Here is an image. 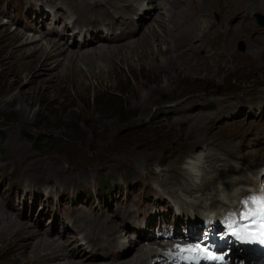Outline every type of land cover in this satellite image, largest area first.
Here are the masks:
<instances>
[{
	"label": "rangeland",
	"instance_id": "obj_1",
	"mask_svg": "<svg viewBox=\"0 0 264 264\" xmlns=\"http://www.w3.org/2000/svg\"><path fill=\"white\" fill-rule=\"evenodd\" d=\"M12 1H10V4ZM159 1L155 0V5L159 6ZM204 1L210 2L203 4L197 0L196 4L201 7L215 8L218 6L220 9L217 10L220 12L225 9V3H217V0L213 2H211L212 0ZM221 1L224 2L225 0ZM246 1L247 3L242 0L243 9L250 8L252 12L264 15V6L258 2L259 0ZM233 2L236 5L240 3L237 0H233ZM149 3L151 4V2ZM6 4V1H3L1 4L2 8ZM33 6L35 4H32ZM186 9L188 11V8ZM250 11L247 14V19L254 22L257 31L255 35L258 36V33H260L264 37V28H261L256 23ZM30 12L31 16H29L27 10L24 11L22 7L16 6L12 11L13 16L10 14L9 16L7 14L2 16L0 13V17L11 18L10 29L15 28L14 22L17 20L16 22L19 25L23 24L22 27L18 26V29L23 31V26L30 24L33 27L32 30H35L36 23L43 21L45 16L43 14L46 12L43 10L41 14L37 15L32 10ZM176 12V16H180V13ZM188 13L191 14L189 11ZM216 13L220 19L221 14L217 11ZM228 17L230 18L228 19ZM29 18L31 19L27 22ZM50 18L53 19V24L49 20ZM49 19L41 28L37 25V28L39 27L37 29L38 34H40V31L50 28L51 25L55 26V19L52 16ZM149 19L146 21L147 23ZM214 21L217 22L216 20ZM224 22L232 25L227 30L223 28L219 36H217V40L227 39L234 43L233 50L236 51L237 57L239 58L241 54H247L252 60L251 65L246 63V67L238 68L236 64L240 63L242 66L246 60H237L229 65L207 68L199 61L194 62V57H192L193 53H195L194 51L189 56V53H187V57L181 55V53H185V48L189 41L191 42L194 39V35L191 38H187L188 40L181 45L178 52L180 60L176 58L173 60L174 62H169L168 50L171 49V45L173 46V41L168 42L167 39L163 38L164 33L160 24L154 23V32L157 39L148 37V40L154 43L144 52L141 60L137 54H132L134 46L128 47L125 51V54L130 58L129 61H126V59H120L121 62L116 61L113 58L114 56L124 57L122 54L117 53L116 50L107 52L110 57L106 58L100 56L101 53L99 55L96 53L91 55L88 61L92 63V67L99 65L95 70L89 67L85 61L78 64L75 60L74 62L77 66L79 65L82 68L81 70L79 66V68L77 67L82 72V75L85 76V79L81 81L79 76L75 75L74 84L70 81L73 78L72 74H69L68 79L57 80L54 76L49 77L47 73L57 71L53 67L54 63H49L46 66L39 65L37 58L41 57L42 50L33 48L30 52L24 53L25 49L22 47L25 48V45L21 47L19 43L13 44L12 42L14 36L11 33L15 31L9 30L6 22L0 21V23L7 26V28L0 27V30L5 28L9 31L0 34V74L11 71V74L6 76L0 75V152L2 154L7 153L6 163L1 164L2 161L0 160V171L4 168L3 165L7 164L0 176V194L4 193L5 196H10V200L15 202L16 210L27 214L24 208H18V203L23 204L25 207L27 197L26 195L20 198L19 191H25L26 193L33 191V188L26 187V177L32 181L31 186L35 188L46 186L43 185L44 183L39 184L38 182H45L47 179H51L47 184L61 185L58 187L53 185L57 187L55 188L56 190H62L63 193H73L72 185H63L67 183L74 184L76 180H80L81 185L88 186L94 171L98 169L105 172L110 166L109 162H118L120 165L131 166V168L113 169L116 182H118L122 190H125L130 187L133 180V169L136 171L140 170L149 161L152 162L151 167L156 164L159 158L165 162L161 173L152 171V175H150V178H153L159 184L160 179H154V176L170 169H175L178 172L183 170L178 164V160L183 157L186 150L190 152L208 150L211 154H214L215 145L226 144L231 146L233 151L238 144L237 139H240L241 135L245 133H248V139L245 140L247 149H253L255 146L253 144L264 140V118H262V114L259 115L262 123L251 124L252 119L247 118L249 119L248 123L251 124L247 126L226 123L224 127H219L221 123L220 116H223L227 104L234 103L233 100L245 101L247 99L255 101L256 99L264 98V41L257 40L252 29L247 27L246 24H235L233 13L226 14ZM181 27H183V24ZM200 29L198 27V30ZM33 32L27 30V36H34ZM191 33L189 32V34ZM144 34L147 36V33ZM141 36L138 38H141ZM34 37L37 39L39 35ZM41 39L43 38L37 39L38 44L45 43V38L43 39L44 41H39ZM227 40H225V45H232ZM157 43H161L160 46ZM141 45H144V43L139 40L136 48ZM11 49L17 51L12 55H4L6 51ZM59 58H62L61 62H65L62 55ZM85 59L86 57H84ZM167 60L168 64L167 62L162 63V61ZM139 63H142L146 68L139 69ZM163 66L167 71L159 75L155 74L159 72V69H163ZM149 67L155 69L153 73L149 70ZM99 72H103V76L94 77ZM151 74H154L153 78L158 80L150 81ZM148 79L149 81L147 82ZM79 80L81 81L80 83L78 82ZM259 89L262 90L258 91ZM222 93H226V95L219 98ZM228 96L232 97L229 99ZM187 98L198 99L202 102L208 100V105L203 108L200 103H194V105H190L194 106L192 111H183L180 104ZM172 100L177 101L170 105ZM188 102L189 100L183 104V107H186ZM216 105L218 106L216 107ZM190 106H188V109L191 108ZM214 107H216L214 111H211V108ZM262 107V103L256 104V112L261 110ZM200 114H203L204 119L211 120L209 123L207 120L205 121L206 136L201 138V136L196 135L191 130H184L178 127L183 119H186L191 124L192 120H196ZM223 119H229V117L225 116ZM25 135L31 136V139L25 137ZM187 136L191 137L186 138ZM231 136L233 141L230 140ZM13 142L23 146L24 155L30 158L28 162H35L34 166L25 163V161L12 160L10 145ZM30 143L34 147L39 146L41 150L46 152L51 150L62 151L61 157L64 158L66 165L61 163L54 152L47 154L39 151L33 152L30 149ZM73 154L92 158L83 160ZM168 161L173 162L169 168L166 166ZM201 166L200 173L202 174L205 172L206 164H201ZM11 168L19 177V182H17L16 178L12 190L6 193L2 188L7 191L13 184V177L15 176L14 172H11ZM140 171L143 170L141 169ZM144 172L146 171L144 170ZM196 172H199L198 169ZM257 174L262 177L264 168L263 171H259ZM99 179L103 181L101 188H97ZM55 181L59 182L56 183ZM142 182L145 184V180H142ZM112 184H114L112 175L101 176L94 180L90 187L93 189V193L99 197L102 193L114 187ZM139 188L140 185L135 186V189L129 194V200H135L141 195ZM33 194L35 196L32 198L31 210L34 209L37 203L41 204L43 202L41 199L43 198L42 195L39 198L34 191ZM123 194L124 192L122 191L118 196L120 201L124 200L123 198L121 199ZM48 198L49 195L45 200ZM58 200H61L62 203L58 204ZM152 202L150 200L149 208ZM3 203L5 204L4 199ZM100 203L95 199L91 200L89 197L83 204L84 210L90 211L99 206ZM3 209L2 206L0 212ZM36 209H39V207ZM58 209H60L61 213L70 212L74 209L71 202L62 199V193L53 195L50 201L45 203L43 209L36 211L34 215L29 212V215L34 216L41 224L45 219L48 221L47 218L49 217L50 221L43 227L51 226L54 223L55 215L58 214ZM80 210L77 209L69 214H74ZM94 213L102 214V210L99 209ZM110 216L108 215L107 217L109 218ZM31 218L33 219V217ZM33 220L29 221L30 225ZM59 221L62 224L64 223V225L67 222L66 217H59ZM62 224H60V229L63 232ZM17 232L14 233L12 238L15 237L19 242L27 241L24 237H20L21 239L16 237ZM3 235L4 231H1L0 236ZM29 238L34 241V235ZM68 244L70 246L72 244L71 241H68ZM20 252L21 250L17 249L15 253H11L6 244L0 243V264H30L35 260V258L21 256ZM56 257L39 259L33 264H52V261H56Z\"/></svg>",
	"mask_w": 264,
	"mask_h": 264
},
{
	"label": "bare ground",
	"instance_id": "obj_2",
	"mask_svg": "<svg viewBox=\"0 0 264 264\" xmlns=\"http://www.w3.org/2000/svg\"><path fill=\"white\" fill-rule=\"evenodd\" d=\"M135 1L136 0H27L29 10H32L36 15L41 14L43 10L45 11V7L43 6L50 7L52 11L51 15L55 19V26L45 31H40L41 37L43 39L45 38L46 41L45 43L38 44L34 36L29 37L24 31V29H33L30 24H25L23 26V31L18 29L19 27L17 25L13 29L15 32L11 33L14 36L12 42L13 44L19 43L21 47L25 45V48L22 47L25 49L24 53L30 52L33 48L40 51L42 50V55L37 58V63L45 66L49 63H54L53 67L57 69V71L55 70L53 73H47V75H49V77L54 76V78L58 80L64 78L68 79L69 74H72L73 78L70 81L73 82L75 75L79 76L81 81L85 79L82 72L77 69L79 65L77 66L74 61L76 60L78 64L85 61L89 67H92V63L88 60L89 57L95 53L97 55L101 53L100 56L106 58L110 57L107 52L116 50L117 53L124 56L120 58L116 53L117 56L113 57L116 61L121 62L120 59L129 61L130 58L125 54V51L128 47L134 46L132 54H137L141 60L144 56V52L154 43L153 41H149L148 37H154L153 39L156 38L154 23L160 24L161 30L164 33L163 38L167 39L168 42L171 40L173 41V46L171 45V49L168 50L169 62L179 57L178 52L181 45L188 40L187 38H191L192 35H194V39H192L191 42L189 41V44L185 48V53H181V55L187 57V53H189V56L194 51L195 53H193L192 56L194 57V62L199 61L207 66V68L229 65L237 60H246L242 66L240 63H237L236 65H238V68L246 67V63L251 65L252 60L247 54H241L239 58L237 57L236 51L233 50L234 43L225 39L232 43V45H225L224 39L217 40V36H219L221 30L223 28L227 30V28L232 25L224 22V16L228 13H233L235 24H246L247 27L252 29L257 40L264 41V37L255 35L257 32L255 24L253 21L247 19V14L250 10V12H252V9H243L242 6L244 5L242 0H237L240 2L237 5L234 4L233 0H225L224 2L217 0V3H225V9L221 10V12L217 10L220 9L218 6L215 8L198 6L196 4L197 0H160L159 6L155 5V0H143V4L135 3ZM199 1L203 4L210 2H205L204 0ZM213 1L214 0L211 2ZM149 2H151V4ZM244 2L247 3L246 0H244ZM258 2L262 3V6H264V0H259ZM32 4H35V6L32 7ZM186 8H188L191 14L186 11ZM175 11H177L176 13H180V16H176ZM214 11L221 14V18L217 22L212 18V13ZM70 16H72V19L70 22H67L66 19ZM229 18L230 17H228V19ZM148 19L149 21L147 23L146 21ZM16 23L18 24V22ZM182 24L183 27H181ZM74 26L78 28L73 29ZM0 27L7 28L6 24L2 23H0ZM198 27L201 29L198 30ZM5 28L0 30V34L9 32ZM189 32L192 33L189 34ZM83 33H86L88 36L84 38L83 42H80L78 36ZM144 33H147V36ZM140 35H142L141 38H138ZM139 40H141L144 45L136 48ZM160 44L161 43H157L158 46H160ZM198 49L199 51L197 52ZM16 51L15 49L8 50L4 55H12ZM61 55L65 62H61L62 58H59ZM84 57H86L85 60ZM163 62H167L168 64V60L162 61V63ZM98 66L99 65L92 68L95 70ZM138 66L139 69L146 68L142 63H139ZM150 67L149 70L153 73L155 69ZM80 69L82 70L81 67ZM165 71H167V69L163 66V69H159V72L155 74L159 75ZM8 74H11V71L7 73L2 72L0 75L6 76ZM153 75L154 74L150 75V81L158 80L157 78H153ZM102 76L103 72L94 75L96 78ZM81 81L79 80L78 82L80 83ZM261 90L262 89H259L258 91ZM225 95L226 93H222L219 98ZM231 97L232 96H228L229 99ZM187 100H189V102L186 107H183V104ZM12 101H14V99H12ZM207 101L208 100L202 102L198 99L193 100L187 98L180 106L183 111H192L194 106L190 105L200 103L201 107L205 108L208 105ZM233 101L234 103L227 104L223 116H220L221 123L220 126L218 125L219 127H224L226 123H234L242 126L261 123V117L255 116L252 108L258 102L264 103V98L256 99L255 101L247 99L245 101ZM188 106L191 108L188 109ZM217 106L218 105H216V107ZM216 107L211 108V111H214ZM243 110L246 112V119H252L251 124H248L247 121L245 124L238 123L240 119L237 117L241 115ZM225 116H228L229 119H223ZM206 120L208 123L211 121L209 119H204L203 114H200L196 120H192L191 124L187 122L186 119H183L180 124L181 127H178L184 130H191L202 138L206 136ZM189 137L191 136H187L186 138ZM247 139L248 133L241 135V138L237 139L238 144L233 151L231 150V146H227L226 144L215 145L216 147L213 149L214 154H211L208 150H203L202 157H192V162H187V166L182 167V171L178 172L175 169H170L166 172L163 171L160 175L154 176V179H160L159 184H157L153 178H150L152 171H154L151 167L152 162H147L145 167L141 168L146 171L145 174L140 173L141 169L137 171L133 169L131 187L144 185L142 199L135 204L126 203L124 206L113 210L111 208V201L114 199L116 200L118 195L111 193L108 196L109 198L105 210H102V207L96 208L90 212L81 209L74 214L60 216L66 217L67 222L65 225L59 221L58 217V223L63 225V232L61 229L58 230L57 227H41L38 222L31 218L32 216H30L29 213L25 214L17 211L15 202L10 200V196H5L4 193L0 194V209L2 206L4 208L2 212H0V232L4 231V235L0 236V243L3 245L6 244L11 253H15V251L19 249L21 250L19 253L21 256L35 258L30 264H33L39 259H48L53 256L57 257L56 261H52V264H157L158 259L155 255L150 253L151 247L149 244H142L138 239H132L130 236V233L141 236L145 234L144 230L140 228L137 229L135 226H129L127 221L137 223L139 217L143 215L146 217L147 224L154 223L157 219V223L165 227L170 221V216H172V214L174 215L173 207L175 205L178 206L181 214L186 213L185 220L180 222V224H186L187 227L190 226L196 230L202 221H209L212 216L217 218L219 209L232 206L239 196L245 193L247 185L249 187L257 186L258 182L263 183L264 174L262 177L260 176L261 178H255V176L257 172L263 171L264 168V140L260 143L253 144L255 145L254 148L248 150L245 141ZM230 140L233 141L232 136ZM15 143L13 142L10 145L12 160L25 161V163L34 166L35 162H28L30 158L24 155L25 151L23 146ZM214 160L216 161L211 162ZM203 163H206L205 172L202 174L200 173L199 181L197 182L194 180V173H197L198 167ZM109 164V168L105 171L107 173L113 169L131 168V166L120 165L118 162H109ZM172 164L173 162L168 161L166 166L169 168ZM156 172L161 173L162 171L160 169ZM243 172L248 174H241ZM50 180L51 179H47L45 182H38L39 184L44 183L43 185H46L43 187L40 186V188H38L39 186L36 188L31 186L32 181L27 177L25 182H27L26 187L33 188V191L37 193L36 195L40 198L45 187L48 185H57L47 184ZM142 180H145V184ZM17 182H19V177H17ZM55 182L58 183L59 181ZM153 183L157 185V188ZM115 185L118 188L120 187L116 183ZM235 186L236 189L233 192H229V189ZM83 192L84 191H82V193ZM47 197L48 195L43 196L41 199L45 200ZM3 199L5 204L3 203ZM150 200L153 201L152 205L161 204L165 210L157 214L148 213ZM99 209L102 210V214L94 213ZM189 212L193 214L189 215ZM30 213H33L32 210ZM108 215H111L109 217L110 219L107 217ZM31 220L33 221L30 225L29 221ZM175 220L177 223L181 218L176 216ZM16 232V237H24L27 241H24V243L17 241L15 237L12 238ZM54 232H56L55 235H53ZM31 235H34V241L29 238ZM68 241L72 243L70 246ZM155 243L164 246V244L158 241H155ZM129 251H131V255L125 257L126 253Z\"/></svg>",
	"mask_w": 264,
	"mask_h": 264
},
{
	"label": "snow or ice",
	"instance_id": "obj_3",
	"mask_svg": "<svg viewBox=\"0 0 264 264\" xmlns=\"http://www.w3.org/2000/svg\"><path fill=\"white\" fill-rule=\"evenodd\" d=\"M257 221H259V227L262 230L261 236H264V194L261 197L252 199L246 202L239 210V219L235 221L237 227L243 229L246 226L251 227ZM233 224H229V228H232ZM236 235V233H232ZM238 239L241 237L237 236ZM251 242V241H247ZM180 253L187 255H181L180 259L187 261L188 264H201V261H222L223 257L218 255H212L206 249H185L180 248Z\"/></svg>",
	"mask_w": 264,
	"mask_h": 264
},
{
	"label": "water",
	"instance_id": "obj_4",
	"mask_svg": "<svg viewBox=\"0 0 264 264\" xmlns=\"http://www.w3.org/2000/svg\"><path fill=\"white\" fill-rule=\"evenodd\" d=\"M255 16L257 18L258 24L263 26L264 25V17L262 15H259V14H255Z\"/></svg>",
	"mask_w": 264,
	"mask_h": 264
},
{
	"label": "trees",
	"instance_id": "obj_5",
	"mask_svg": "<svg viewBox=\"0 0 264 264\" xmlns=\"http://www.w3.org/2000/svg\"><path fill=\"white\" fill-rule=\"evenodd\" d=\"M93 100H94V97H93ZM93 103H94V101H93Z\"/></svg>",
	"mask_w": 264,
	"mask_h": 264
}]
</instances>
